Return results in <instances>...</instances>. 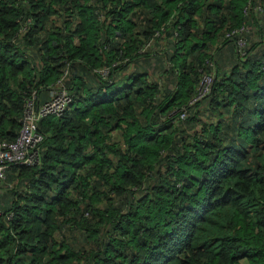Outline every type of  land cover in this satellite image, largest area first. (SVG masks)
<instances>
[{"label": "trees", "instance_id": "obj_1", "mask_svg": "<svg viewBox=\"0 0 264 264\" xmlns=\"http://www.w3.org/2000/svg\"><path fill=\"white\" fill-rule=\"evenodd\" d=\"M66 68L0 264H264V0H0V140Z\"/></svg>", "mask_w": 264, "mask_h": 264}, {"label": "built area", "instance_id": "obj_2", "mask_svg": "<svg viewBox=\"0 0 264 264\" xmlns=\"http://www.w3.org/2000/svg\"><path fill=\"white\" fill-rule=\"evenodd\" d=\"M246 28V26H242L239 29H234L230 35H240L246 31ZM157 35L158 33L155 34V36ZM153 41L154 38H151L146 46L153 43ZM235 43L237 44V51L243 55L246 39L239 36ZM102 74L105 76L107 71H102ZM67 77L68 68L64 69L61 77L47 89L46 98L40 99L38 95L33 93L30 98L25 99L20 129L16 138L12 141L0 140V187L4 185L12 165L31 166L39 162L40 145L44 136L38 131V123L45 116L59 117L66 111L72 101V94L65 84ZM212 82V73L204 74L195 99L206 96L210 92ZM181 117H184V113L181 114Z\"/></svg>", "mask_w": 264, "mask_h": 264}, {"label": "rangeland", "instance_id": "obj_3", "mask_svg": "<svg viewBox=\"0 0 264 264\" xmlns=\"http://www.w3.org/2000/svg\"><path fill=\"white\" fill-rule=\"evenodd\" d=\"M260 48H262V47H260ZM223 127H225V125H223ZM226 130H225V133L227 134L228 133V131H229V129H227V128H225ZM11 175H13V174H11Z\"/></svg>", "mask_w": 264, "mask_h": 264}, {"label": "crops", "instance_id": "obj_4", "mask_svg": "<svg viewBox=\"0 0 264 264\" xmlns=\"http://www.w3.org/2000/svg\"><path fill=\"white\" fill-rule=\"evenodd\" d=\"M161 49H162V47H161ZM46 94H47V90H46V93L44 94V97L43 98H40V99L46 98Z\"/></svg>", "mask_w": 264, "mask_h": 264}]
</instances>
